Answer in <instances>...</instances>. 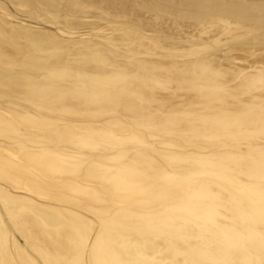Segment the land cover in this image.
Returning <instances> with one entry per match:
<instances>
[{
	"label": "bare ground",
	"instance_id": "bare-ground-1",
	"mask_svg": "<svg viewBox=\"0 0 264 264\" xmlns=\"http://www.w3.org/2000/svg\"><path fill=\"white\" fill-rule=\"evenodd\" d=\"M8 1L0 264H264V0Z\"/></svg>",
	"mask_w": 264,
	"mask_h": 264
},
{
	"label": "rangeland",
	"instance_id": "rangeland-1",
	"mask_svg": "<svg viewBox=\"0 0 264 264\" xmlns=\"http://www.w3.org/2000/svg\"><path fill=\"white\" fill-rule=\"evenodd\" d=\"M7 1L6 0H0V3H1L0 5H2L6 9L5 10L6 12L2 9L0 10V18L2 20H4L9 25L15 24L12 26L29 27L31 30H45V31L56 34L58 37H60L62 39L64 38V40H71V41L74 40L73 42H82V40L86 41L89 39H94L92 34L93 35L97 34V35H99V37H102V36H114L115 37L117 34L113 31V30H115V27L117 26V24L108 23L104 20L98 21V19H96L94 17H88V16L80 19L81 23L82 22L83 23L80 25V27L78 29H74V30H68L66 28L64 29V26L62 24H60L58 21H57V23L56 22L53 23L56 20H54L50 15H41V17L33 15V14L30 15L27 12V9L20 7V6H17V8H16V6L12 5V3L10 1H8V2ZM24 10H26V11H24ZM1 15H3V16H1ZM9 15H11V16H9ZM43 17H44V19H42ZM48 17H50V18H48ZM45 19H47V20H45ZM50 19H53L54 21L51 20V22H50L49 21ZM106 23L110 24V25H107ZM58 24H60V25H58ZM110 26H111V29H110ZM93 27H95V28H93ZM107 27H109V28L107 29ZM112 27L114 29H112ZM109 30H111V31H109ZM149 33H150V31L145 32L146 38H151V37L155 36L154 33H152V32L150 34ZM146 34L147 35L149 34V35L147 36ZM71 35H73V36H71ZM150 35H153V36L150 37ZM224 49H226L225 46L223 47V50ZM0 187H3L4 189L8 188L7 189L8 192L12 195H15V196L17 195V196L28 197L34 201L39 202V203L48 202V201H46L47 200L46 198H42V197L37 198V195L35 196V194L32 195V193H29V192L27 193V191H25V190H23L24 191L23 192L22 189L13 190V188L9 187L8 185L1 184V183H0ZM42 199H44V200H42ZM14 236H15L17 244L21 245L22 248H25L26 245L24 244V242H23L24 240L22 239V237L18 233H15Z\"/></svg>",
	"mask_w": 264,
	"mask_h": 264
}]
</instances>
